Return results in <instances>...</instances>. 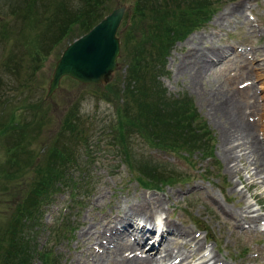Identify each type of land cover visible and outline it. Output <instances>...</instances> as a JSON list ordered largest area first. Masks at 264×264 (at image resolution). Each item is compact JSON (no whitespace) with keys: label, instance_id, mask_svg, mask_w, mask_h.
<instances>
[{"label":"rangeland","instance_id":"1","mask_svg":"<svg viewBox=\"0 0 264 264\" xmlns=\"http://www.w3.org/2000/svg\"><path fill=\"white\" fill-rule=\"evenodd\" d=\"M210 1L217 2L218 10L207 22L173 42L164 56L162 73L157 77L168 98L188 103L185 116L179 115L176 123L181 126L190 111L196 115L199 124L204 125L207 135L205 142L211 151L207 156L201 149L188 154L151 146L156 137L148 134L150 124L144 126L141 121L136 122H139V127L130 126L124 136L116 131V134H98L97 130H102V133L113 131L120 125L117 122L119 118L124 125L125 121L128 124L130 110L124 113L119 108L118 111L117 101L111 103L100 99L94 91L100 93L104 86L80 84L68 77H64L59 87L46 97L57 60L55 55H48L37 71L36 83L41 81L39 87L32 85V62L29 67H21L20 73L15 75L12 68L17 63L14 65L13 58L8 55L9 52H4V44L0 43V134H5L0 137V160L3 155L4 161L6 152L16 161L24 162L23 169L9 165L7 169H1L5 171H1L0 188L10 186L7 191L10 197L3 202L4 192L0 191V224L10 222L9 215L15 209L10 205L12 200L20 201L22 193L29 192L32 164L40 165L52 137L62 131L68 132L64 119L76 121L77 111L83 126L91 128L90 139L87 140L90 146L85 153L81 138L78 142L73 139L76 143L70 147L77 157L83 155L82 160H90V173L76 172L75 179L80 185L77 184L75 191L71 193L66 190L51 195L48 202L40 204L43 214L32 222L27 223L26 220L24 240L29 238L35 251L49 250L50 258L57 264H124L129 258L145 262L150 257L157 264H168L174 255L163 261L159 257L160 251L166 246H173L177 258L170 264H197L203 258L208 264L211 260L207 257L214 252L215 257L219 258L218 264H264V234L256 233V229L264 227V220L254 221L247 217L244 204H253V213L263 216L264 184L261 185L256 179L254 181L257 183L243 187L240 180L246 178L248 171L233 175L226 170V162L220 152V124L213 115L211 104L217 96L227 98L231 104L243 98L244 105L249 107L245 118L254 126L259 125L252 139L264 149V0ZM25 2L0 0V22L7 20V30L12 32L13 38L8 47L18 57L27 51L32 52V43L27 42L25 34L21 32L20 26H24L22 16L13 12ZM67 2L70 8L79 5L76 0ZM237 2H240L239 7L235 6ZM127 4V12L117 31L120 45L127 36L125 30L127 32L130 27L129 17L126 19V16L131 13V5ZM117 5L119 3L113 7ZM23 32L32 38V29ZM135 35L138 36L136 30ZM193 42L195 48L190 45ZM125 44L129 45L127 56H132L133 42L127 37ZM197 52L204 57L211 55L214 60L209 59L208 64L200 66V78L197 76L190 81L189 69L193 68V54ZM122 57L121 46L118 66L111 82L115 79L120 81L126 73L127 63ZM187 66H190L189 69ZM123 86L122 82L118 85L120 88ZM244 105L240 107L241 110ZM133 106L137 109V105H132V109ZM119 112L124 113V119ZM179 113L181 111L178 110ZM163 117L170 118L165 113ZM169 128H161L162 134H170ZM189 128H193L190 121L185 129ZM84 132L86 137L88 131ZM68 134L71 136L70 132ZM12 145L10 149L15 151L7 152L8 146ZM3 148L5 152L1 150ZM32 149H35V153ZM125 150L128 151L127 156L123 154ZM143 160L165 164L170 169L169 173L182 179L188 176V179L172 185L143 187L137 180L139 163ZM240 163L245 165L244 161ZM7 170L15 172L9 173ZM235 187L242 195L236 194ZM216 200L227 208L237 209L236 213L229 214L228 210L224 213ZM158 217L170 232L150 250L149 245L137 241L128 230L120 228L116 235L107 226L109 220L111 225L120 227V223L124 224L130 218L141 223ZM64 225H67L66 229L71 227V231L66 230L67 237L57 240ZM165 238L167 240L163 241ZM37 256L31 258V264H40L41 259Z\"/></svg>","mask_w":264,"mask_h":264},{"label":"trees","instance_id":"2","mask_svg":"<svg viewBox=\"0 0 264 264\" xmlns=\"http://www.w3.org/2000/svg\"><path fill=\"white\" fill-rule=\"evenodd\" d=\"M67 1L26 0L22 7L12 9L15 14L18 12V15L22 16L24 26H20L21 32L25 34L27 42L32 43V52L27 51L19 57L15 55L12 48L8 47L11 46L13 38L11 37L12 32L7 30V20L0 22V43L4 44V52H9L8 55L13 58L14 65L17 63L15 68H12L15 70V75L20 73L21 67L24 68L26 65L29 67V63L32 62L30 67L32 85L40 87L41 81L36 83V73L48 55L54 54L58 58L68 42L87 32L110 12L114 5L129 3L131 13L126 16V19L129 17L127 20H130V27L127 28L129 29L127 32L125 30V34H127L126 38L128 37L134 44L132 46L134 54L127 56L126 49L129 45L125 44V38L121 45L125 58L122 57V59L127 63L123 79L110 82L102 88L100 93L97 90L94 91L100 99L111 103L117 101L118 111L119 108L124 113L130 110L129 123L126 124L125 121L124 125L123 120L119 118L117 122L120 125L118 124L119 126H116L113 131L102 133V130H97V133L116 134L117 132L124 136L128 133L130 126L136 127L139 123L136 122L141 121L144 126L147 123L150 124L148 134L156 137V140L151 142V146L155 148L173 152L184 151L188 154L195 149H201L205 156L211 154L205 142L207 135L204 125L199 124L196 115L190 111L181 126L176 123L179 115L185 116L188 103L184 100L168 98L157 77L160 72L162 73V68L165 66L164 56L173 42L182 39L186 33L207 22L218 10L217 2L210 0H76L79 2L78 7L70 8ZM30 29H32V38H29L27 32H23ZM135 30L138 31V36L135 35ZM120 82L124 85L123 88L118 87ZM132 105H137V109L133 106V110ZM170 105L171 109H169ZM178 110L181 113L178 114ZM123 112L119 113L124 119ZM164 113L170 118H164ZM76 115V121L64 119V125L71 136L66 131L55 134L44 150L40 165L32 164L29 192L22 193L20 201L12 200L10 203L15 207L14 212L9 215L10 222L7 225L0 224V264H31V258L34 255H38L37 257L41 259L40 264H57L50 258L49 250L35 251L31 247L29 238L27 241L24 240L23 233L28 222L36 220L43 214L40 208L41 203L48 202L51 195L58 192L70 190L72 193L75 191L77 184L80 185L75 179L76 172L90 173V160H82L83 155L77 157L74 149L70 147L79 140L81 141V138L85 153L88 152L90 146L87 140L90 139L91 128L86 129L83 126L84 123L77 111ZM188 120L193 128L186 130ZM163 127H170L168 129L170 134H162L161 128ZM85 130L88 131L86 137L84 136ZM4 135L0 134V137ZM73 139H76V142ZM11 147L13 145L8 146L7 152L15 151L10 149ZM32 152L35 153V149H32ZM123 154L127 156L128 151L125 150ZM2 160L3 155L0 160V177H2L1 171H5L1 170L2 168L7 169L8 165L22 168L24 163L16 161L14 156L6 152L4 161ZM167 167L165 164L143 160L139 163L137 180L143 187L153 188L166 184L172 185L179 180L188 179V176L183 179L176 177L169 173L170 169ZM9 188L8 185H4V189L0 188V191L4 192L1 199L3 202L10 197L7 193ZM26 220L27 223H25ZM66 228L67 225H64L63 230L57 235V240L67 237L66 230L71 231V227Z\"/></svg>","mask_w":264,"mask_h":264},{"label":"bare ground","instance_id":"3","mask_svg":"<svg viewBox=\"0 0 264 264\" xmlns=\"http://www.w3.org/2000/svg\"><path fill=\"white\" fill-rule=\"evenodd\" d=\"M244 1V0H243ZM239 3H235V6L239 7ZM244 3V2H243ZM245 10V9H244ZM244 12V11H243ZM235 13V12H234ZM220 16V15H219ZM223 17V16H222ZM219 19V18H218ZM222 20V19H221ZM196 36V35H195ZM209 43V42H208ZM193 48L195 43H191ZM190 47V46H189ZM193 52V51H192ZM201 52V51H200ZM200 52H197L193 54V68L191 70L189 69V76L192 80L197 76H201L202 71L201 67L205 65V63H209V61L214 60L213 58L211 59V55L209 56H201ZM211 52V51H210ZM242 52V51H241ZM263 52V50H262ZM213 53V52H212ZM238 56V55H237ZM211 59V60H209ZM192 60V59H191ZM186 61V60H185ZM190 63V62H189ZM253 63V62H252ZM250 64V63H249ZM211 65V64H210ZM179 66V65H177ZM263 66V65H262ZM206 67V66H205ZM204 67V68H205ZM184 70V68H183ZM204 72V71H203ZM181 73V72H180ZM185 73H187L185 71ZM206 73V71L204 72ZM209 73V72H208ZM210 75V74H209ZM198 78V79H199ZM197 79V80H198ZM195 84V83H192ZM196 87V86H195ZM241 97V96H240ZM222 98V99H221ZM226 101V102H225ZM211 104L213 105L212 110H213V115L215 119H217V122L220 124L218 129H219V134H220V152L221 155L224 158V161L226 162V170L228 172H231L233 175H239L241 172L245 171L247 172L246 178H243L240 180V183L243 185V187H246L247 185L254 184V180L257 179V182L260 183L261 185L264 184V149L260 147V144H257L254 142L253 134H256L258 130V126H254V124L248 122V119L245 118V113L249 109L247 105H244L245 102L243 101V98H239V100H235L233 104H231L230 101L224 99L223 97H215L212 101ZM242 105H244L243 110L240 108ZM253 106V105H252ZM256 114V112H255ZM260 114V113H259ZM262 115V114H261ZM259 118V117H258ZM250 119V118H249ZM256 129V130H255ZM261 132V130L259 131ZM259 138V137H257ZM261 141V140H260ZM264 146V145H263ZM244 161L245 165L243 163H240ZM247 170V171H246ZM242 175V174H240ZM237 178V177H236ZM255 182V183H257ZM231 191V190H229ZM233 191V190H232ZM234 191L236 192L237 195L241 194V191H238L236 187L234 188ZM177 192V191H176ZM243 192V191H242ZM175 193V192H174ZM262 193V192H261ZM174 195V194H173ZM214 195V194H213ZM242 195V194H241ZM103 196V195H102ZM170 196V195H169ZM245 196V195H244ZM212 197V196H211ZM202 198V197H201ZM242 198V197H241ZM244 198V197H243ZM160 200V199H159ZM204 200V199H203ZM217 201V200H216ZM97 202V201H96ZM237 202V201H236ZM256 202V201H255ZM217 204L219 207L224 211L228 210L227 212L229 214H235L237 209H230L222 205L219 201H217ZM245 207H246V214L247 217H251V219L255 220H264V215L262 216L261 214H254L253 211L251 210V206L253 204H250L249 202H245ZM211 205V204H210ZM213 207V206H212ZM138 208V207H137ZM244 208V207H243ZM241 208V210L243 209ZM239 209V208H238ZM248 209V210H247ZM220 210V209H219ZM235 210V211H234ZM238 210V211H241ZM216 211V210H215ZM252 212V213H250ZM240 213V212H239ZM220 216V214H218ZM162 216V215H161ZM143 217V216H142ZM141 217V218H142ZM215 217V216H214ZM147 219V217H145ZM154 218V217H153ZM221 218V217H220ZM126 219V218H125ZM223 219V218H222ZM221 220V219H220ZM143 223H148L150 226L147 227L145 225H140L137 220L134 219H129L126 223H120V227H115L116 224L111 225L110 220L107 223L108 229L111 230L112 233L118 234V231L121 229L123 230H128L129 233H132L137 241L139 242H144L145 244L149 245L150 247L148 248L149 250L154 248L161 239L168 233L170 230L165 226V224L162 222L161 219H158V225L160 231L157 232L155 228L154 222L156 219H153L152 221H145L143 220ZM99 222V221H98ZM249 222V221H248ZM219 223V222H218ZM247 223V222H246ZM239 225V223H237ZM241 225V224H240ZM252 225V224H251ZM91 227V225H90ZM252 227V226H251ZM170 228V227H169ZM108 232V231H107ZM121 232V231H120ZM253 232V231H252ZM259 232L260 234H264V227H260V229H256V233ZM186 233V232H184ZM241 233V232H240ZM120 234V233H119ZM195 235V234H194ZM259 236V235H258ZM264 236V235H263ZM130 237V236H129ZM195 237V236H194ZM260 238V237H259ZM131 239V238H130ZM87 240V239H86ZM167 239L165 238L163 241H166ZM98 241V240H97ZM96 241V243H98ZM151 241V242H150ZM169 241V240H168ZM150 242V243H149ZM108 243V242H107ZM202 243V242H201ZM195 244V243H194ZM143 245V244H142ZM162 245V244H161ZM166 245V244H165ZM101 246V244H100ZM114 246V244H113ZM200 246V245H199ZM92 247V246H91ZM107 247V246H106ZM110 247V246H109ZM112 247V246H111ZM143 247V246H142ZM198 248V247H197ZM96 249V248H95ZM100 249V248H99ZM158 249V248H157ZM156 249V250H157ZM182 249V248H181ZM85 250V249H84ZM97 250V249H96ZM109 251V250H108ZM107 251V253H108ZM128 251V250H127ZM130 251V250H129ZM179 251V250H178ZM103 252V251H102ZM132 252V251H131ZM161 255L159 257L163 261L169 260L171 256L174 255V257H171V260L168 264L171 262L175 261L176 254L175 249L173 246H166L164 249L161 251ZM210 252V251H209ZM82 253V252H81ZM137 253V252H136ZM177 253V252H176ZM216 252H214L213 255L207 257L208 260H211L208 264H218L219 258L215 257ZM110 254V252H109ZM114 254V253H113ZM126 254V253H125ZM128 254V253H127ZM180 254V253H179ZM189 254V253H188ZM264 254V253H263ZM123 255V254H122ZM191 255V254H190ZM203 255V254H202ZM92 256V255H91ZM150 256V255H149ZM177 256H179L177 254ZM143 257V256H142ZM146 256H144L145 258ZM182 257V256H181ZM117 258V257H116ZM128 258V257H127ZM264 258V257H263ZM125 259V258H123ZM204 259V258H203ZM198 261L197 264H206L208 261L203 260ZM120 260V259H119ZM112 261V260H111ZM95 262V261H94ZM180 262V261H179ZM192 262V261H191ZM106 263V262H104ZM122 263V261H121ZM175 263V262H174ZM86 264V263H85ZM94 264V263H93ZM96 264V263H95ZM124 264H157V261L154 260L153 258L147 259L145 262H137V260H129L127 259L126 263ZM165 264V263H164Z\"/></svg>","mask_w":264,"mask_h":264},{"label":"water","instance_id":"4","mask_svg":"<svg viewBox=\"0 0 264 264\" xmlns=\"http://www.w3.org/2000/svg\"><path fill=\"white\" fill-rule=\"evenodd\" d=\"M127 9L125 3L114 7L63 48L55 62L46 97L59 87L63 77L96 86L107 85L112 80L121 51L117 30Z\"/></svg>","mask_w":264,"mask_h":264}]
</instances>
